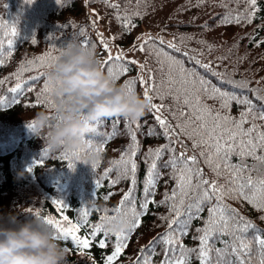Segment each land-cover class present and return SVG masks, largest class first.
Instances as JSON below:
<instances>
[{"label":"trees","instance_id":"16d2710c","mask_svg":"<svg viewBox=\"0 0 264 264\" xmlns=\"http://www.w3.org/2000/svg\"><path fill=\"white\" fill-rule=\"evenodd\" d=\"M197 2L198 0H33L29 4L26 0H0V60L3 61L0 64V79L6 81L0 85V98L3 100L0 103V219L16 215L24 220L25 215L39 213L42 217L52 216L58 220L66 215L72 222H83L87 211L90 223L87 228L81 229L83 234L92 225L101 223L100 217L105 215L104 209L108 210L107 216L117 215L115 209L120 206L123 195L131 187L130 175L128 179L121 177L124 165L120 162L121 155L131 151L130 127L131 131L136 132L140 145L135 157L138 169L137 184L133 192L138 211H141L139 206L145 199L143 189L150 163V160L146 161L149 149L155 150L171 143L177 154L184 151L187 156L198 157V166L203 169L206 179L218 180L220 184L226 182L225 176L217 177L203 162V158L199 157L201 148L194 149L192 141L180 136V141L187 146L184 148L181 143H176V137L172 141L166 139L155 119L156 113L150 111L149 107L138 120L141 126L139 129H136L133 120L123 117L100 120L103 123L97 125L96 131L90 132L86 139L87 144L92 140V159H88L85 154L76 155L59 150L49 152L44 149L43 140L29 129L31 118L36 112L48 108L47 102L52 100L48 71L54 60H46L41 65L38 58L49 53L57 56L70 40L94 46L101 64L109 57L101 39L110 48L128 46L137 38H142L140 45L148 40L145 51L139 50L144 65L143 72L136 64L130 63L131 59L124 58L119 63L127 67L128 71L115 80L126 89L127 81L135 80L133 93L142 98L145 85L140 83V76L149 84L152 83L150 76L153 77L157 86L163 81L164 85L159 89L161 92L178 86L167 83L169 75L172 79H180L178 71L175 68L170 71L167 59L155 54L156 49H163L182 60L185 68L195 70L212 85L222 91L247 97L257 112L264 111V100L258 98V95L264 96V0H257L255 7L246 3V0H204L199 6ZM249 12L252 13L250 23L244 19L239 24L222 23L226 15L239 14L246 17ZM117 15L120 19H117ZM124 17L131 18L132 26L127 30L122 27ZM13 26L17 29L14 37L11 35ZM154 34L165 35L167 39ZM112 37L116 39L113 40ZM33 39L35 43L32 42ZM8 40H12L11 46ZM169 42L175 43L180 51L169 48ZM184 53L188 55L185 56ZM191 57H196L205 64L211 62L213 70L223 75L213 76ZM28 61L37 63L31 65ZM112 63L116 62L110 61L108 66ZM21 66L32 69L23 72L19 81H28V84L23 91L11 93L8 89L15 87L18 82L15 74L20 71ZM104 69L107 72V67ZM38 75L41 76L39 80L33 82L30 79ZM228 81L248 83L247 87H236ZM45 82L49 85V91L42 92ZM28 87L33 90L28 91ZM38 96L41 103H37ZM153 102L165 105L161 115L173 126L177 122H184L179 118L178 112L182 104L174 103L171 97L163 101L154 99ZM202 102L214 111L229 114L233 118H239L242 111V106L235 103L230 112H224L217 99L205 98ZM172 112H177L176 120L172 118ZM257 123L264 124V121L257 120ZM150 130L152 135H148ZM101 144L103 151L97 152L96 149ZM170 156L171 153L165 151L158 161L156 187L152 190L153 195L148 197L156 203L149 205L147 213L141 217L139 228L131 230L130 224L127 230L130 239L115 264H137L138 258L142 259L143 256H149L152 264H161L164 259L167 246L160 238L168 232V221L173 218L174 213H170L169 204L160 202L164 200L165 193L170 194L176 186L171 167H164ZM232 159L234 163L239 162L238 157ZM39 161H43L42 165ZM245 163L248 166L256 164L251 157L246 158ZM69 164L72 165L71 168ZM257 167L261 166L257 164ZM251 174L254 178L258 176L256 171ZM113 180L119 182L113 184ZM54 199L62 200L65 207L58 210L52 203ZM188 202H191L190 198L186 200V204ZM224 203L264 232V220L260 219L264 212L256 210L243 199L226 198ZM130 206L131 202H125L124 211L127 212ZM207 207L205 205L200 219H191L188 234L183 237L186 249L197 250L190 254V264H200L197 258L199 240L194 237L200 235L197 229L203 227ZM107 222L109 221L104 220L102 223L105 225ZM253 234L254 230H249L244 235L251 240ZM103 238L98 234L96 239ZM223 239L230 238H217L214 241L216 248L224 247ZM59 241L69 250L67 264H105L106 257L113 251L115 235L110 236L106 248L94 245L86 250L90 255H81L79 251H75L70 239ZM251 249L252 264H260L264 257L260 254L259 245L253 242ZM167 255L172 256V253ZM212 256L215 258L214 252ZM231 259L235 261L236 257L232 256Z\"/></svg>","mask_w":264,"mask_h":264},{"label":"snow or ice","instance_id":"6c2138e0","mask_svg":"<svg viewBox=\"0 0 264 264\" xmlns=\"http://www.w3.org/2000/svg\"><path fill=\"white\" fill-rule=\"evenodd\" d=\"M26 2L31 4L33 0H26ZM203 2L204 0H198L197 6ZM246 3L255 7L257 0H246ZM110 6L118 7V5ZM251 18V12L246 17L239 14L236 16L226 15L222 23L239 24L242 19L250 23ZM117 19H120L119 15H117ZM123 19L122 27L127 30L132 26L131 18L124 17ZM11 35L13 37L17 35L15 26L11 29ZM112 39L114 40L116 37H112ZM149 40H151V37H149ZM32 42L35 43V39ZM101 43L104 45L105 50L109 51L108 60L104 61L101 66L103 68L107 67V73L116 80L128 71L127 67L119 63L124 57L120 52L113 57L108 44L103 39H101ZM147 43L148 40H145L140 45L139 50L145 51V45ZM160 43L162 44L163 41H160ZM8 44L11 46L12 40H8ZM82 45L94 48V46H90L88 43H82ZM168 47L176 52L180 51V48L175 43L169 42ZM209 50H211V46H209ZM155 54L165 57L168 61L170 71L172 68H175L178 71L180 79H172L171 75H169L168 85L178 86L175 88L169 87L167 91L161 92L159 89L163 87V81L160 86H157L153 77L150 76L152 83L149 84L148 81L144 80L143 76H140V83L145 85L143 95L149 102V110L156 113L155 119L163 129V135L166 139L172 141V138L176 137V143H181L184 148L187 146L183 145V142L180 141V136H184L186 139L192 141V147L194 149L201 148L199 157L203 158V162L217 177L225 176L226 182L220 184L218 180L206 179L203 169L198 166L200 163L198 157L196 155L187 156L184 151L177 154L175 147L171 143L155 150L149 149L146 155V161L150 160V163H148L146 170L143 189L145 199L139 206L141 211H138L133 199V192L137 184L136 174L138 169L135 157L140 145L136 132L131 131L130 127L131 151L124 152L121 155L120 162L124 165L121 177L128 179L130 175L131 187L123 195L120 206L115 209L117 215L107 216L106 213L108 210L104 209L103 212L105 215L100 217L101 223L92 225L91 229L83 234H81V229L87 228L90 223L87 219V211L84 213L83 222H72L64 215L62 220H58L52 216H45V223L53 228L56 239L61 241L70 239L74 245V250L79 251L81 255H90V253H86V250L94 245L100 248H106L110 236L114 234V248L112 253L106 257L105 264H115L117 259L122 255L123 250L127 247L126 242L130 239V236L128 231L122 233L109 232L102 222L104 220L115 221L121 215L125 217L130 216L131 230L140 227L141 217L147 213L150 204L156 203L154 199L150 200L148 197L153 195L152 190L156 187L157 177L159 176L158 161L162 158L163 153L168 151L171 153V156L165 162L164 167H171L176 186L170 194L165 193L164 200L160 202L169 204L170 213H174L173 218L168 221V232L160 238L167 246L166 255L161 264H190V254L197 250L186 249V246L183 244V237L188 234L191 219L201 218L200 214L205 211V205H208L207 217L203 220V227L197 229L200 235L194 237V239L199 240L197 258L200 260V264H252L251 244L253 242L259 245L260 254L264 257V232L257 229L251 220L241 216L234 208L225 204L224 201L226 198L243 199L256 210L264 212V124L257 123V120L264 121V111L257 112L254 109L252 101L247 97L222 91L220 88L212 85L195 70L185 68L182 60L175 58L163 51V49H156ZM184 55L187 56L188 53H184ZM57 58V56L49 53L47 56L39 57L38 62L43 65L46 60H56ZM191 59L204 68L205 71L211 72L213 76L223 75L213 70L211 62L205 64L196 57H191ZM110 61H115L116 63L108 66ZM28 63L36 65L37 61H28ZM130 63L138 64L139 62L131 61ZM0 64H3L2 60H0ZM140 69L143 72L144 65L141 64ZM31 70L21 66L20 71L15 74L18 82L15 84V87L9 88L8 91L11 93L23 91L28 81H23V83L19 82L21 80V74ZM40 78L41 76L38 75L30 79L34 82ZM5 82V80L0 79V85H3ZM228 82L236 87H247L248 83L247 81ZM135 83V80L127 81L126 87L129 94L133 93ZM27 90L32 91L33 89L28 87ZM47 91H49V85L45 82L42 92ZM251 91L256 92V90ZM168 97H171L174 103L182 104L178 112L179 118L184 121L183 123L177 122L173 126L167 118L161 115V111L165 105L163 103L156 104L153 102L154 99L163 101ZM181 97H183L182 100ZM205 98L219 100L220 108L224 112H230L233 103L241 105L242 111L240 112L239 118H233L229 114L214 111L202 102ZM258 98L264 100V96L258 95ZM0 103H3L2 98H0ZM37 103H41L40 96L37 97ZM47 103L50 106L52 100H48ZM171 115L174 120L177 119V112H172ZM134 122L136 129H139L141 127L139 121L134 120ZM102 123L103 121H97L92 126L91 132L96 131V126ZM245 125L248 126L245 127ZM32 126L31 124L29 125V127ZM148 135H152L151 130ZM91 145L92 140L90 139L88 146L91 147ZM96 151H103V145L101 144ZM233 157H238L239 162L234 163ZM248 157H251L256 164L248 166L245 163ZM38 163L42 165L43 161H39ZM257 164L261 167H257ZM69 167L71 168L72 165L69 164ZM29 171H32V169H29ZM108 171L111 172V169ZM253 171L258 173L257 178H254L251 174ZM118 182V180L112 181L113 184ZM104 198L108 199L107 196ZM189 198L191 202L186 204V200ZM125 202H131V206L127 212L124 211ZM52 203L58 210H62L65 207L62 200L54 199ZM35 214L40 215L39 213ZM161 219L168 218L161 217ZM260 219L264 220V215L260 216ZM249 230H254L251 240L247 239L244 235ZM98 234L104 238L97 240ZM223 237H229L230 239H223L222 243L224 247L216 248L214 241L217 238ZM66 251L68 252L69 250L66 248ZM213 252L215 253V258L212 256ZM167 253H172V256H168ZM176 253H179V256H176ZM232 256L236 257L235 261L231 259ZM137 264H152V261L149 256H143L142 259L138 258ZM260 264H264V259H261Z\"/></svg>","mask_w":264,"mask_h":264},{"label":"clouds","instance_id":"9594fccd","mask_svg":"<svg viewBox=\"0 0 264 264\" xmlns=\"http://www.w3.org/2000/svg\"><path fill=\"white\" fill-rule=\"evenodd\" d=\"M48 71L52 104L31 118L29 127L49 152H94L86 143L92 126L105 118L139 120L149 102L127 92L101 66L96 51L75 40L68 41ZM29 124V125H30ZM105 228L112 233L130 228L128 217L118 216ZM0 264H67V251L41 215H16L0 219Z\"/></svg>","mask_w":264,"mask_h":264},{"label":"rangeland","instance_id":"374dc122","mask_svg":"<svg viewBox=\"0 0 264 264\" xmlns=\"http://www.w3.org/2000/svg\"><path fill=\"white\" fill-rule=\"evenodd\" d=\"M151 34V33H150ZM162 39H167L166 36H162V35H156ZM142 38H137V40L135 42H133L132 44L128 45V46H121V47H117V48H110V53L112 55H117L118 52L122 53L124 58L127 59H131L132 61H138L139 63L136 64L139 68L140 65L142 64V59H141V55H140V51H139V47H140V41ZM107 54L109 55V51H107Z\"/></svg>","mask_w":264,"mask_h":264}]
</instances>
